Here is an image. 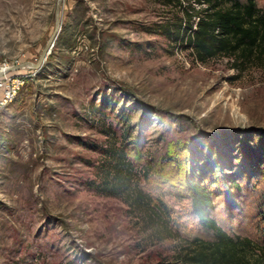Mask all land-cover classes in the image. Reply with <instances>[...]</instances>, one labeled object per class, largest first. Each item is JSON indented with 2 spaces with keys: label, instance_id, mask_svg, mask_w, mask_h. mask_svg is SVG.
<instances>
[{
  "label": "rangeland",
  "instance_id": "rangeland-1",
  "mask_svg": "<svg viewBox=\"0 0 264 264\" xmlns=\"http://www.w3.org/2000/svg\"><path fill=\"white\" fill-rule=\"evenodd\" d=\"M55 1L0 0V68L37 61ZM178 1L63 0L41 66L4 73L25 79L0 114V264H188L213 237L190 209L193 168L218 225L264 245V47L196 60L156 26L200 7ZM119 145L139 202L104 184Z\"/></svg>",
  "mask_w": 264,
  "mask_h": 264
},
{
  "label": "trees",
  "instance_id": "trees-1",
  "mask_svg": "<svg viewBox=\"0 0 264 264\" xmlns=\"http://www.w3.org/2000/svg\"><path fill=\"white\" fill-rule=\"evenodd\" d=\"M172 1L166 0V4L172 5ZM195 1L200 7L184 6L176 20L166 18L156 26L174 44L191 49L196 60L205 62L223 54L236 56L243 63L256 49L264 47V12L255 0ZM104 151L108 155L104 171L107 188L113 193L134 196L136 202L142 200L140 189L132 183L133 166L125 148L119 145ZM236 183L231 181L234 187ZM185 186L192 213L201 228L213 235L210 240H194L184 258L188 264H264V245L247 236L228 234L213 218L211 190L196 168L187 172Z\"/></svg>",
  "mask_w": 264,
  "mask_h": 264
},
{
  "label": "water",
  "instance_id": "water-1",
  "mask_svg": "<svg viewBox=\"0 0 264 264\" xmlns=\"http://www.w3.org/2000/svg\"><path fill=\"white\" fill-rule=\"evenodd\" d=\"M62 1L63 0H56L55 1V8H54L55 27H54V30H53L50 38L48 39V41L44 45L37 61L36 62L25 61V62H22L19 64L7 66L6 68L0 69V75L7 73L9 71L19 70V69L24 68L26 66L34 68V69H37L41 66L43 60L45 59L46 55L50 51L51 47L53 46V41L56 38L57 32L60 28V15H61V3H62Z\"/></svg>",
  "mask_w": 264,
  "mask_h": 264
},
{
  "label": "built area",
  "instance_id": "built-area-1",
  "mask_svg": "<svg viewBox=\"0 0 264 264\" xmlns=\"http://www.w3.org/2000/svg\"><path fill=\"white\" fill-rule=\"evenodd\" d=\"M3 74L0 77V114L12 102L23 85L25 74Z\"/></svg>",
  "mask_w": 264,
  "mask_h": 264
},
{
  "label": "bare ground",
  "instance_id": "bare-ground-1",
  "mask_svg": "<svg viewBox=\"0 0 264 264\" xmlns=\"http://www.w3.org/2000/svg\"><path fill=\"white\" fill-rule=\"evenodd\" d=\"M7 67V66H6ZM0 69H2V68H0Z\"/></svg>",
  "mask_w": 264,
  "mask_h": 264
}]
</instances>
